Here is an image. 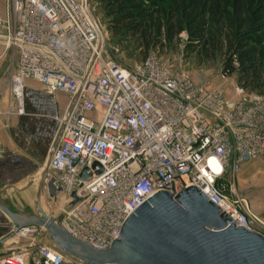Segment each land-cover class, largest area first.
Returning a JSON list of instances; mask_svg holds the SVG:
<instances>
[{
    "label": "built area",
    "instance_id": "built-area-1",
    "mask_svg": "<svg viewBox=\"0 0 264 264\" xmlns=\"http://www.w3.org/2000/svg\"><path fill=\"white\" fill-rule=\"evenodd\" d=\"M107 36L91 0H6L0 14V40L19 50L10 81L16 111H24L27 79L67 94L68 107L74 101L47 172L62 187L56 197L67 200L63 227L109 248L148 197L196 184L237 225L259 231L264 220L255 218L237 173L264 158V91L222 71V79L197 81L158 51L124 66L107 52ZM45 230L20 227L14 236L26 242L1 254L0 264H94L65 252Z\"/></svg>",
    "mask_w": 264,
    "mask_h": 264
},
{
    "label": "water",
    "instance_id": "water-1",
    "mask_svg": "<svg viewBox=\"0 0 264 264\" xmlns=\"http://www.w3.org/2000/svg\"><path fill=\"white\" fill-rule=\"evenodd\" d=\"M73 103L51 143L43 177L60 143ZM97 163L94 162V166ZM102 169L100 166L97 173ZM91 176L88 168L80 173L83 180ZM5 189L7 186L2 191ZM47 189L51 197H56L62 187L56 185L52 176L47 181ZM73 197L75 200V193ZM38 208L42 215L13 211L0 199V209L13 221L3 240L14 236L20 227L37 225L48 230L53 241L65 252L94 264H264V234L237 225L236 219L196 184L176 194L166 189L155 192L133 210L123 225L120 238L105 249L76 238L56 217L48 215L41 207V191Z\"/></svg>",
    "mask_w": 264,
    "mask_h": 264
},
{
    "label": "trees",
    "instance_id": "trees-1",
    "mask_svg": "<svg viewBox=\"0 0 264 264\" xmlns=\"http://www.w3.org/2000/svg\"><path fill=\"white\" fill-rule=\"evenodd\" d=\"M100 1L109 29L138 38L146 56L177 45L186 32L185 51L199 62L220 60L224 74L264 91V0Z\"/></svg>",
    "mask_w": 264,
    "mask_h": 264
},
{
    "label": "crops",
    "instance_id": "crops-1",
    "mask_svg": "<svg viewBox=\"0 0 264 264\" xmlns=\"http://www.w3.org/2000/svg\"><path fill=\"white\" fill-rule=\"evenodd\" d=\"M5 9L6 0H0V14H4ZM18 58V47L0 40V144L5 149L0 157V191L7 186L0 193V199L4 204L10 202L13 211L18 204L29 203V180L24 171H29V160L41 159L42 148L52 137L56 124L60 125L57 117L65 114L69 101L67 94L49 93L37 81L27 79L24 111H16L17 104L10 96V81ZM7 216L0 209V251L3 244L10 242L12 245H6L8 250L0 255L26 242L17 236L3 240L12 225Z\"/></svg>",
    "mask_w": 264,
    "mask_h": 264
},
{
    "label": "rangeland",
    "instance_id": "rangeland-1",
    "mask_svg": "<svg viewBox=\"0 0 264 264\" xmlns=\"http://www.w3.org/2000/svg\"><path fill=\"white\" fill-rule=\"evenodd\" d=\"M94 14L98 16L102 22L107 26L108 36L106 38V49L119 63L124 66L131 67L136 62L143 60L147 52L141 46L138 38L129 35L112 32L108 27V17L106 16L102 2L100 0H91ZM182 40L177 45H173L167 50L160 51L159 54L163 60H167L174 64L178 69L185 70L190 73L197 81L205 77H216L222 79L221 71L222 64L220 60L213 63H201L192 55L185 51L184 40L187 38V33L181 34ZM230 81H237V75L232 74ZM41 86V85H40ZM58 123L53 128L52 137L48 140L42 148V156L39 161L29 160V171H24L29 180V203L18 204L16 211L24 209L27 212L42 215L38 208V194L41 191V207L48 214L56 217L59 222L63 220L64 209L67 208V200L62 195L58 197H50L47 189V175L43 177L44 167L49 159V151L54 136L58 130ZM32 166L33 168H31ZM237 183L240 191L247 197L251 210L258 220H264V158L251 161L244 164L241 170L237 173ZM9 207L10 202H5ZM16 207V205L14 206ZM10 208V207H9ZM13 210V209H12ZM11 222L12 219L7 216ZM258 224V223H257ZM259 231L264 234V225H257ZM44 235H48L45 230ZM46 238V237H45ZM5 243V242H4ZM10 242L3 244V249L0 252L8 250Z\"/></svg>",
    "mask_w": 264,
    "mask_h": 264
}]
</instances>
